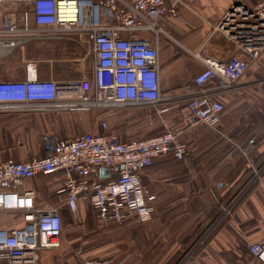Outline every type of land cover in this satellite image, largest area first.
<instances>
[{"label": "crops", "instance_id": "0c3cea01", "mask_svg": "<svg viewBox=\"0 0 264 264\" xmlns=\"http://www.w3.org/2000/svg\"><path fill=\"white\" fill-rule=\"evenodd\" d=\"M181 1L177 17L164 23L165 34L158 41L162 100L155 107L0 110V163L42 158L47 135L66 139L106 132L131 142L169 130L180 133L187 144L183 160L161 156L140 173L142 184L155 195V212L146 223H101L81 200L73 213L64 196L56 197L65 181L62 170L25 179L16 190H33L37 209L58 206L62 221L59 251H41L40 264L97 259H111L112 264H264L248 249L264 241V51L236 89L219 93L224 108L214 128L195 118L189 121L185 105L192 78L203 68L191 54L204 49L222 59L234 51L221 35L211 33L229 0ZM236 1L252 7L263 0ZM21 7L19 0H0V22L3 13ZM38 44L43 53L52 50L59 58L80 49L76 39ZM14 56L15 52L0 57V80L23 79ZM72 69V61H59L54 78L63 81ZM39 76L45 79L49 71L42 69ZM77 217L84 227H75ZM22 226L18 211H0V228Z\"/></svg>", "mask_w": 264, "mask_h": 264}, {"label": "built area", "instance_id": "2783aa9c", "mask_svg": "<svg viewBox=\"0 0 264 264\" xmlns=\"http://www.w3.org/2000/svg\"><path fill=\"white\" fill-rule=\"evenodd\" d=\"M21 10L1 15L0 57L38 42L76 39L78 52L69 53L74 76L57 81L53 68L59 57L25 64L22 80H0V110H90L128 105H152L162 100L158 41L164 23L178 15L181 0H19ZM212 34L227 40L234 53L216 59L204 49L192 53L203 68L192 78L187 98L189 121L214 128L224 104L220 92L234 90L247 68L264 51V0L249 7L236 0L212 25ZM150 37V38H149ZM49 76L41 78L40 70ZM162 113L165 109H156ZM42 158L0 163V211H18L21 228H0V264H40L43 250L58 252L62 221L58 206L35 207L33 190H16L37 174L64 172L56 197L77 214L76 202L89 205L101 223L137 219L148 222L155 195L142 184L140 173L154 160L172 154L183 160L187 144L180 133L165 131L131 142L112 133H86L66 139L43 138ZM100 170L107 174L100 175ZM226 214L230 209H226ZM77 220L80 219L77 217ZM264 261V241L248 245ZM77 264H112L111 259Z\"/></svg>", "mask_w": 264, "mask_h": 264}, {"label": "rangeland", "instance_id": "374dc122", "mask_svg": "<svg viewBox=\"0 0 264 264\" xmlns=\"http://www.w3.org/2000/svg\"><path fill=\"white\" fill-rule=\"evenodd\" d=\"M36 45L37 43L35 44V46H32V44L26 45L23 51L16 50L15 56H14L15 57L14 66L24 70L25 64L27 62L44 60L45 58H51L55 56L52 50L50 51L51 54H48V51H45V53H43L44 51H42V49L39 47L40 45L39 44L37 46ZM56 57H58V55ZM68 57H70V55L67 54V55L62 56L61 59L66 60L68 59ZM75 69H76V66L74 65V69H72L71 71L72 72L71 76L74 75ZM84 226L85 224L83 220L75 221V227H84Z\"/></svg>", "mask_w": 264, "mask_h": 264}, {"label": "water", "instance_id": "95a60500", "mask_svg": "<svg viewBox=\"0 0 264 264\" xmlns=\"http://www.w3.org/2000/svg\"><path fill=\"white\" fill-rule=\"evenodd\" d=\"M107 174L108 173V171L107 170H105V171H103V170H100V175L102 176L103 174Z\"/></svg>", "mask_w": 264, "mask_h": 264}]
</instances>
